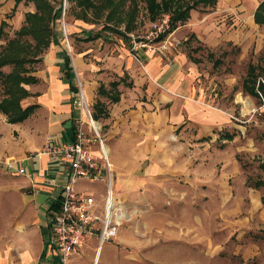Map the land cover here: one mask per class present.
Instances as JSON below:
<instances>
[{"label":"rangeland","instance_id":"rangeland-1","mask_svg":"<svg viewBox=\"0 0 264 264\" xmlns=\"http://www.w3.org/2000/svg\"><path fill=\"white\" fill-rule=\"evenodd\" d=\"M138 1L139 15L135 20L136 29L128 33L131 40L127 42L122 36L107 30V28L115 26V29L125 32L124 24L117 22L116 24L114 20L108 23L102 16H97L95 20L87 23L77 20L74 13L69 11L71 3L62 0L65 33L70 50L64 41L60 20H57L53 25L55 42L71 59L72 70L75 69L74 75H72L75 86L77 87L81 82L86 95L89 94L87 83L79 71L78 54L80 53L85 55L84 58L90 66L88 71V74L91 75L90 82L98 83L93 87L98 86L99 88V85L103 84L110 88L109 84L119 78L114 72L116 67H125L131 60L136 62L141 69H145L143 53L146 50L162 55L170 64L174 54H178L180 49L190 52L191 49L197 48L199 51L193 53V59L197 62L199 73L195 70L197 76L193 84L192 99L197 106L214 112L215 118L214 128L209 129L213 141L198 142V145H194V149L197 150L194 157L197 159L196 164L205 162L208 158L213 161L216 180L224 176L230 177L231 186L237 187L234 191H237L239 196L234 193L230 197L226 196L229 195L226 193L218 198L211 195L203 199L199 195L196 197L193 194L197 191L190 193L191 201L183 204L195 208L196 211L183 214V220L178 221L179 224H182L183 239L178 243L181 248L177 247V249L181 250L183 257H146L149 252L151 253L159 247V245L152 246L149 243H153L154 240L157 241L156 243L159 242L157 236L159 235V226L162 224L157 221H160L161 218L156 215L152 219L151 230L148 229L147 218L144 214L145 206L142 203H129L128 198L123 195V191H118L116 172L113 166L115 198L127 219L131 220L124 223L116 239L103 246L99 255L101 258L97 264H108L110 257H113L114 262L109 264H264V229L253 228L246 234L232 231V227H224L228 215L223 213L230 209L233 211L240 209L238 201L242 196L239 194L242 193V190L238 189V186L243 185L247 176L252 180V184L264 181V100L252 97L243 91V83L251 66L257 70L258 81L262 83L264 81V27L254 21V13L263 0H219L215 6L200 5L191 12V17L185 24H179L175 34L169 35L162 42H157V37L154 38L152 33L159 28H164V20L167 19V15L163 14L160 19L153 22L148 16L143 0ZM51 3L58 7L59 0H52ZM129 9L130 6H127V11ZM100 15L104 16V13ZM105 26L107 28L104 29ZM6 30L8 32L4 39H12L14 32L11 33L8 28ZM89 31L100 35L99 38L85 41ZM181 33L186 34L187 42L184 39H179L181 36L178 35ZM192 35L195 37H191ZM1 42L0 40V46H3L4 43ZM142 42L150 44L152 47L140 46ZM3 71L7 73L10 68H5ZM127 88L123 85L121 87L124 93L131 91H129L130 88ZM87 99L93 114L96 102L91 101L88 95ZM99 99L106 100L102 96ZM97 123L101 128L102 137L105 139L106 121L101 119ZM151 126L152 123L145 129H149ZM197 126L198 123L186 120L183 127H187L184 135L188 140L193 139ZM227 132L236 135L237 139H234L233 143L219 139L220 134L218 135V133ZM106 144L109 143L106 141ZM198 147L200 149H197ZM124 151L125 149L121 150V154H124ZM3 160H0V246L12 249L15 242L20 240V235H23L24 231L29 232L34 228L38 224L37 222L44 218L46 211L35 208L31 188L26 187L24 183L27 177L5 171L2 164L7 161ZM12 160L16 161L17 159L10 161ZM35 161L37 158H34ZM34 162L32 161L31 164ZM80 189L94 193L98 200H102L106 194L105 183L102 181L95 184L82 181ZM54 196L55 194L51 195V200L55 198ZM241 198L244 199V197ZM207 200L211 202V208H209L210 205L206 208L203 207ZM254 201L255 198L251 202L248 200L245 210L248 204H252ZM224 203L225 206L227 205L226 207L223 206ZM260 207L264 211V206ZM213 209L217 210L216 214ZM210 218L211 220L208 221ZM213 218L215 219L213 220ZM19 225H22L21 231L17 228ZM194 225H198V230L204 235L207 234L206 230L211 235L214 234L210 245L204 246L203 240L193 244L198 235L190 233L186 226ZM254 235L261 237L260 239L263 241L258 243L257 250L252 247L249 249L247 254L251 255V258L246 261L242 258L241 252L249 244L256 242ZM121 237L124 239L123 242L120 240ZM26 238L30 239V237ZM97 246L94 239L89 241L79 254L69 258L67 264H70L71 260L79 261V264H94ZM171 249L169 248V251L166 252L167 256ZM253 254H257V256L254 257Z\"/></svg>","mask_w":264,"mask_h":264},{"label":"crops","instance_id":"crops-1","mask_svg":"<svg viewBox=\"0 0 264 264\" xmlns=\"http://www.w3.org/2000/svg\"><path fill=\"white\" fill-rule=\"evenodd\" d=\"M14 8V0H0V22H6L11 33L17 32L23 26L26 13L35 11L31 3L22 2ZM13 10L11 18L6 19V15ZM4 32L8 31L4 29ZM176 32L177 30L173 34ZM178 36H181L180 40L188 41L185 33ZM179 51L178 54H174L170 64L162 55L146 50L143 53L144 70L131 60L125 67H116L114 72L119 78L113 81H120L122 78L125 81L118 87L121 98L115 104H110L107 98L105 101L99 99L98 86L93 87L98 83L90 82L91 75L88 74L90 66L84 58L85 55L78 54L79 71L87 83L88 98L94 102L101 100L108 106L110 116L105 120L107 127L105 141L109 143L107 147L116 172L118 191H123L129 203H142L145 206L144 214L149 230L152 228V219L156 215L161 218L157 221L162 224L158 230L159 242L156 243L154 240L153 243H149L159 247L149 252L146 257H183L181 250L177 249L181 248L178 243L183 239L182 224L178 221L183 220V214L196 211L195 208L183 204L191 201L190 193L197 191L193 194L203 199L211 195L218 198L226 193L229 194L226 196L230 197L234 193L238 195V192L234 191L237 187L231 186L230 177L222 176L223 178L216 180L215 164L208 157L205 162L196 164L194 153L197 150L194 149V145L212 140L209 129L214 128L215 113L197 106L192 99L193 84L197 76L195 70L199 73L197 62L193 57L190 58L189 52L182 49ZM66 55V52L53 41L39 56L40 62L32 66L31 75L36 77L38 82L24 86L29 96L21 101V106L23 108L35 106V109L23 122L7 123L5 116L0 113V160L21 161L30 155L37 158L35 162L33 158L32 164L26 162L30 168V177H27L24 183L26 187L31 188L35 208L46 211L44 218L38 221L34 228L20 235V240L15 242L12 249L0 246V264H57V258L44 244L42 229L44 230L47 222V208L53 201L51 195L55 193L46 180L61 177L64 169L59 167L56 161L46 156H36V153L50 142L70 140V135L74 133V121L79 117V111L71 104L74 93L63 80L62 69ZM5 68L8 67H4L3 70ZM71 83L75 84L74 77ZM127 83L131 85L128 86ZM122 85L131 91L124 93ZM186 120L198 123L192 140H188L184 135L187 130V127H183ZM150 123L152 126L145 129ZM218 135L224 142L233 143L234 139H237L233 133ZM226 135L231 138H227ZM123 149L124 154H121L120 151ZM254 184L247 176L243 185L238 186V189L242 190L239 194L244 199L239 198L240 209L237 211L229 208L230 211L223 212L228 215L225 228L232 227V231H240L241 234L251 232L253 228L264 229V211L260 207L264 206V191L261 190H264V185L256 188ZM120 194L122 195L121 192ZM253 198L254 203L248 204L245 210L247 201L251 202ZM208 201L203 207L211 204ZM223 206L227 205L224 203ZM216 213L217 210L214 214ZM210 220L211 218L208 219ZM17 228L21 231L22 225ZM186 229L198 235L196 238L193 236L196 240L193 244L202 240L204 246L211 244L214 234L211 235L208 230L204 235L198 230V225L186 226ZM254 237L256 242L249 244L241 252L242 258L246 261L251 258V255L247 254L249 249L252 247L257 250L258 243L263 241L257 235ZM120 240L124 241L122 237ZM169 248L172 249L167 256ZM253 256L256 257L257 254ZM100 258L96 257L94 264H97ZM112 262L114 259L110 257L108 264ZM70 264H79V261L71 260Z\"/></svg>","mask_w":264,"mask_h":264},{"label":"trees","instance_id":"trees-1","mask_svg":"<svg viewBox=\"0 0 264 264\" xmlns=\"http://www.w3.org/2000/svg\"><path fill=\"white\" fill-rule=\"evenodd\" d=\"M52 0H14L15 8L20 3H31L34 6V13H26L24 15L23 26L14 33L12 39H4L6 29L9 25L0 22V40L4 41V45L0 46V113L6 117L7 123L16 124L23 122L35 109V106L23 108L21 101L29 96V93L24 88L25 85L36 84L38 80L32 76L33 65L40 62L39 56L48 49L49 45L55 41L53 25L60 19L62 13V0H59L58 7L53 6ZM70 2L69 11L74 13L77 20L89 22L95 20L97 16L105 17L106 22L113 21L122 23L125 26V32L115 29V26L107 28L108 31L117 33L122 36L124 41H130L131 37L128 33L134 31L135 20L139 15L138 0H67ZM219 0H143L150 20L156 22L163 14L169 17V28L160 34L157 42L165 41L166 38L173 34L179 24H185L191 17V12L196 10L200 5L215 6ZM127 6L130 9L127 11ZM184 7V8H183ZM14 8V9H15ZM14 10L6 15V19L11 18ZM129 12V13H128ZM104 13L103 15H100ZM126 14V16H125ZM129 14V16H128ZM254 21L256 24L264 27V0L260 3L254 13ZM116 23V24H117ZM85 41H92L99 38L100 35L93 31L88 32ZM195 37L192 35L191 37ZM199 50L193 48L190 50V58L192 53ZM9 67V72H4L3 68ZM63 80L69 84V87L74 93L75 98L78 93L75 84L71 83L72 70L71 59L66 55L64 66L62 69ZM257 70L254 66L250 67L247 78L243 83V91L248 95L264 100V83L258 81ZM125 79L113 81L107 88L105 85H100L98 95L107 98L110 104H115L120 101L121 92L118 87ZM259 84V85H258ZM126 85L130 86V83ZM258 85V88H257ZM262 98V99H261ZM109 110L107 104L96 101L94 105L93 117L99 121L109 118ZM72 137V134L70 135ZM227 138H231L226 135ZM249 182V181H248ZM251 183V182H250ZM264 185L262 181L254 184L256 188ZM55 205H52L54 207ZM43 237L44 230L42 229Z\"/></svg>","mask_w":264,"mask_h":264},{"label":"built area","instance_id":"built-area-1","mask_svg":"<svg viewBox=\"0 0 264 264\" xmlns=\"http://www.w3.org/2000/svg\"><path fill=\"white\" fill-rule=\"evenodd\" d=\"M164 28H159L152 36L159 38L169 28V17L164 20ZM60 24L64 41L70 50L64 24V8ZM140 46L151 48L147 43ZM75 72V69H74ZM78 75V73L76 72ZM264 83V81H263ZM78 93L71 100L79 111L74 121V133L68 141L50 142L36 153L56 161L64 171L61 177H52L46 183L55 191V198L47 208V222L44 227V244L57 258V264H67L69 258L80 253L91 240L98 244L96 257L103 246L118 237L124 223L129 222L122 207L116 201L114 192V171L110 154L101 128L94 119L82 83L76 87ZM35 156L21 161H7L3 169L9 173L30 177L29 165ZM82 181L95 184L105 183L106 194L98 200L89 190H81ZM52 205H55L52 207Z\"/></svg>","mask_w":264,"mask_h":264}]
</instances>
